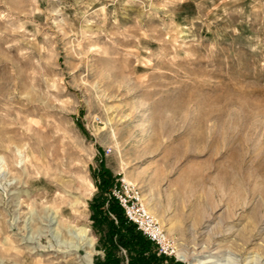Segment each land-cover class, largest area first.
<instances>
[{
	"label": "rangeland",
	"instance_id": "rangeland-1",
	"mask_svg": "<svg viewBox=\"0 0 264 264\" xmlns=\"http://www.w3.org/2000/svg\"><path fill=\"white\" fill-rule=\"evenodd\" d=\"M121 177L150 264H264V0H0V264H130Z\"/></svg>",
	"mask_w": 264,
	"mask_h": 264
},
{
	"label": "built area",
	"instance_id": "built-area-1",
	"mask_svg": "<svg viewBox=\"0 0 264 264\" xmlns=\"http://www.w3.org/2000/svg\"><path fill=\"white\" fill-rule=\"evenodd\" d=\"M109 151L107 149V152ZM107 199L115 201L121 207L126 220L134 223L136 228L156 245L157 254H168L170 245L167 243V237H163L159 223L148 213L136 185L124 177L115 179L107 193Z\"/></svg>",
	"mask_w": 264,
	"mask_h": 264
},
{
	"label": "trees",
	"instance_id": "trees-1",
	"mask_svg": "<svg viewBox=\"0 0 264 264\" xmlns=\"http://www.w3.org/2000/svg\"><path fill=\"white\" fill-rule=\"evenodd\" d=\"M117 207L114 210L119 223L125 226V232L120 234V241L124 246H128L134 255L130 258V264H150L155 257V253L145 255V252L153 249L157 253L156 245L139 231L135 224L128 222L123 215L121 207L114 201L110 208Z\"/></svg>",
	"mask_w": 264,
	"mask_h": 264
},
{
	"label": "bare ground",
	"instance_id": "bare-ground-1",
	"mask_svg": "<svg viewBox=\"0 0 264 264\" xmlns=\"http://www.w3.org/2000/svg\"><path fill=\"white\" fill-rule=\"evenodd\" d=\"M50 206V205H49ZM147 209V208H146ZM148 211V210H147ZM72 212V211H71ZM148 213H149V211H148ZM154 218V217H153ZM52 219V218H51ZM157 221V220H156ZM158 222V221H157ZM159 223V222H158ZM159 226H160V224H159ZM161 227V226H160ZM166 237V235L164 234L163 235V237ZM181 257V256H180ZM255 261V260H254ZM43 263V262H42ZM207 264V263H211V261H208L207 259H203V260H201V262H199V264ZM30 264H41V262L40 261H33V262H30Z\"/></svg>",
	"mask_w": 264,
	"mask_h": 264
}]
</instances>
